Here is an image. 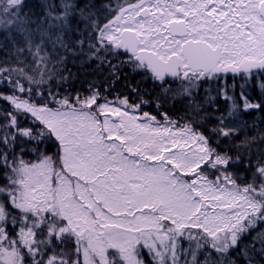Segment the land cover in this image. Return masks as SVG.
<instances>
[{"label": "snow or ice", "instance_id": "1", "mask_svg": "<svg viewBox=\"0 0 264 264\" xmlns=\"http://www.w3.org/2000/svg\"><path fill=\"white\" fill-rule=\"evenodd\" d=\"M22 3L0 0V23L20 27L17 56L44 71L36 79L22 59L0 64V264H200L209 248L217 264H238L233 252L264 260V153L220 147L242 112L264 111V0H117L103 19L61 0L36 32L21 27ZM78 13L87 25L78 43L113 79L128 67L162 97L189 101L224 81L227 117L209 135L95 85L87 95L45 91L46 43L55 35L63 46Z\"/></svg>", "mask_w": 264, "mask_h": 264}, {"label": "trees", "instance_id": "2", "mask_svg": "<svg viewBox=\"0 0 264 264\" xmlns=\"http://www.w3.org/2000/svg\"><path fill=\"white\" fill-rule=\"evenodd\" d=\"M116 2L117 0H75L81 9L91 8L93 12H100L101 19L106 15L104 11L106 5ZM60 3L61 0H23L22 15L19 18L22 22L21 27L33 32H36L37 26L47 29L49 26L44 21L48 17L49 6H59ZM6 19L7 17L0 13V21ZM86 28L85 17L78 13L72 18L71 26L66 33L59 34L63 46L56 42L55 35H52L46 43V50L51 59L45 71V78L47 79V74L50 72L52 79L43 85L45 91L52 88L59 91L60 95H87L90 87L95 85L110 98L127 96L137 103H139L140 98H143L147 101L143 105L144 111L151 114H156L158 111L166 112L171 119L182 124L190 122L197 130L209 135L214 128L218 127L219 118L221 116L227 117L231 102L221 96L219 85L215 88H209L205 85L189 101L183 97L172 95L166 98L162 97L161 90L154 88L150 80L133 72L128 67H121L117 74L119 78L113 79L107 64L100 65L98 61L90 59L87 54V44L81 48L78 43L80 39L85 38ZM23 36L24 33L16 23L7 26L0 23V64H13L17 59H22L25 70L35 75L36 79H40L39 72L44 70L37 69L36 65L32 63L31 55L25 52L23 55L17 56L18 47L24 46ZM61 74L65 77L63 81L59 79ZM239 83L237 80L236 93H239L240 90ZM133 89L139 91V97L133 92ZM247 91L254 99L261 95L258 86L250 85ZM229 93H232L231 86ZM3 107L4 105L0 103V108ZM230 126L237 128V132L234 134L235 139L229 143H222L221 148L229 149L231 153H239L244 156L251 155L253 158L264 153V111L253 109L249 112H242L240 119ZM54 151L55 148L51 149L49 154L51 155ZM240 174L242 178L251 180L250 173L241 169ZM243 243L246 244L247 240ZM232 255L238 264H247L243 256L235 252ZM188 259L191 258L188 257ZM198 259L200 264H217L218 256L211 249L200 250ZM255 259L257 264H264V260L258 254L255 255Z\"/></svg>", "mask_w": 264, "mask_h": 264}, {"label": "rangeland", "instance_id": "3", "mask_svg": "<svg viewBox=\"0 0 264 264\" xmlns=\"http://www.w3.org/2000/svg\"><path fill=\"white\" fill-rule=\"evenodd\" d=\"M224 84H225V82L224 81H220L219 83L218 82H216V81H209L208 82V84H206V86L207 87H211V88H215L216 86H220L221 87V90H222V88L224 87ZM231 84H232V79L229 77V79L227 80V85L230 87L231 86ZM222 96V95H221ZM117 97V96H116ZM27 158V157H26ZM239 182V181H238ZM189 246V242L185 239L184 241H183V247L184 248H187ZM201 250H204V249H201ZM208 250V249H207ZM209 250H210V248H209Z\"/></svg>", "mask_w": 264, "mask_h": 264}]
</instances>
